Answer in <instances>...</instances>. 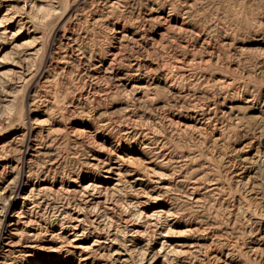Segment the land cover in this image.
<instances>
[{
	"label": "rangeland",
	"instance_id": "374dc122",
	"mask_svg": "<svg viewBox=\"0 0 264 264\" xmlns=\"http://www.w3.org/2000/svg\"><path fill=\"white\" fill-rule=\"evenodd\" d=\"M0 264H264V0H0Z\"/></svg>",
	"mask_w": 264,
	"mask_h": 264
}]
</instances>
